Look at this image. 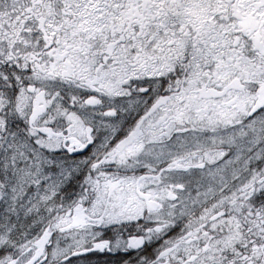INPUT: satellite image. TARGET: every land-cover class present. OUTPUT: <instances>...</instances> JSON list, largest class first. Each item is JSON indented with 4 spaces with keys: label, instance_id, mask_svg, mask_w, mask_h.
I'll return each mask as SVG.
<instances>
[{
    "label": "snow or ice",
    "instance_id": "obj_1",
    "mask_svg": "<svg viewBox=\"0 0 264 264\" xmlns=\"http://www.w3.org/2000/svg\"><path fill=\"white\" fill-rule=\"evenodd\" d=\"M0 264H264V0H0Z\"/></svg>",
    "mask_w": 264,
    "mask_h": 264
}]
</instances>
